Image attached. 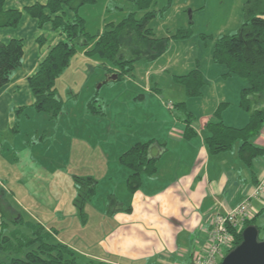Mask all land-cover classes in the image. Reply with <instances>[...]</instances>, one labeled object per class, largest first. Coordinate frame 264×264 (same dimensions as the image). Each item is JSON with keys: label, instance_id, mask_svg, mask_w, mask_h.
Listing matches in <instances>:
<instances>
[{"label": "rangeland", "instance_id": "1", "mask_svg": "<svg viewBox=\"0 0 264 264\" xmlns=\"http://www.w3.org/2000/svg\"><path fill=\"white\" fill-rule=\"evenodd\" d=\"M245 1L153 0L151 9L156 10V16L148 27L156 38L166 40V50L154 58L136 57L132 80L137 87L127 79L129 76H125L98 88L105 80L106 68H110V64L104 66L103 60L96 55L87 57L83 53L84 48L79 47L56 80L62 110L60 115L50 119L33 108L19 111L29 102L27 100L32 98L34 101V97L28 85H19L13 92L9 84L15 83L21 72L36 64L32 69L34 73L49 47L62 40L63 35L48 21L39 26L37 19L24 10L36 2L45 4L47 0H5V8L16 7L22 15L17 27L0 28V38L8 42L7 32L22 36L25 54L23 65L12 70L9 82L0 87V155L4 156L10 148L9 151L15 153L14 157L17 156V162L9 161L0 167L3 188L12 190L19 200L22 199V190L26 195H34L29 199L37 204L30 205V212L48 224L50 217L60 219L63 216L68 220L70 209L75 211L73 200L81 192L76 186H80L81 181L75 177L93 176L97 181L95 194L85 205V213L92 219V215L104 205L115 208L109 194L118 198L126 195L125 178L130 171L119 164L121 153L136 142L153 141L149 149L152 153L156 143L165 139L170 124L183 120L184 112L170 104L185 102L187 111L195 120L206 113L208 103L217 97L229 104L226 108L230 112L242 111L239 96L247 83L236 76L223 78L224 68L213 63L212 50L218 36L239 31L244 19ZM65 9V17L72 19L75 14L67 7ZM132 12L137 19L143 15L142 11L135 9L132 0H97L81 6L77 15L84 20L85 31L94 35L102 32L108 23L116 24ZM177 30L188 31L189 37H171ZM195 68L205 72V84L200 97L188 98L184 87L174 82L173 76L187 74ZM141 87L151 90L156 87L159 92L148 94L139 90ZM134 88L144 94L143 102L142 99L130 98L135 95ZM93 97L97 99L95 109L103 112L104 118L99 114H88L87 104ZM242 113L248 117L247 112ZM43 132L46 136L38 140V134ZM87 148L91 153H86ZM38 160L42 164L39 165ZM30 178L34 181H29ZM29 183L39 186H28ZM3 192L0 190V211L11 219ZM15 206L21 208V205ZM92 221L62 238L82 250L87 247L96 249L94 244L102 238L104 230L101 227L92 229ZM257 224L262 226L264 222L258 219ZM16 229L28 233L25 227L9 224L6 235ZM260 236L264 237L263 231ZM7 257L8 254L0 252L2 264H8Z\"/></svg>", "mask_w": 264, "mask_h": 264}, {"label": "trees", "instance_id": "2", "mask_svg": "<svg viewBox=\"0 0 264 264\" xmlns=\"http://www.w3.org/2000/svg\"><path fill=\"white\" fill-rule=\"evenodd\" d=\"M96 1L47 0L45 4L35 3L24 8L33 19H37L39 26L48 21L53 29L59 30L63 35V39L48 49L35 72L27 78L28 87L34 97L31 108L48 115L50 119L60 115L62 110V102L55 86L56 80L79 47L84 48L83 53L87 57L96 55L103 60L104 66L109 63L110 68H106V74L116 73L117 80L133 76L136 57L154 58L166 50V40L156 38L148 27L150 20L156 16V10L151 9L153 0H132L135 9L143 12L139 19L132 12L116 24L108 23L102 32L90 35L85 31L84 20L77 15V11L81 6ZM65 7L75 14L72 19L65 17ZM243 13L244 19L239 31L216 38L212 61L223 66V78L236 76L246 81V86L240 91L239 107L248 113V120L241 128L225 125L221 114L229 104L221 102L204 125L203 142L211 155L230 151L239 143L237 156L247 167H251L256 158L264 156V147L254 144V139L264 127V0H246ZM21 15V10L7 9L5 0H0V28L17 27ZM171 37L187 38L189 32L177 30ZM23 53V39L0 42V87L9 82L12 70L22 65ZM173 80L184 87L188 98L202 95L205 81L198 68L184 75H174ZM96 102L95 97L91 98L87 104L88 114L104 116L103 112L95 109ZM170 105L184 112L183 138H193L196 132L192 123L195 119L187 111L185 102ZM23 108L19 111H23ZM152 143L153 141L136 142L118 158L119 164L130 171L125 182L129 194L139 189L142 174L156 173L157 158L149 153ZM75 179L81 181L80 186L76 185L81 192L74 198L73 206L80 223L85 225V205L95 194L97 182L91 177ZM7 204L12 218L0 211V252L8 254V264H87L84 263L85 258L82 255L68 245L56 241L54 235L58 232L55 229L47 230L38 223L26 222L8 201ZM260 215L261 212L246 220L245 227L255 225L259 231V240H264L260 236L264 232V226L257 224ZM9 224L25 227L28 233L14 229L6 235ZM241 232L233 233L234 245L230 250L241 242Z\"/></svg>", "mask_w": 264, "mask_h": 264}, {"label": "crops", "instance_id": "3", "mask_svg": "<svg viewBox=\"0 0 264 264\" xmlns=\"http://www.w3.org/2000/svg\"><path fill=\"white\" fill-rule=\"evenodd\" d=\"M7 9H16V7H7ZM5 36L9 40L23 39L22 36H15L14 32H7ZM24 54L25 47L23 56ZM35 65H30L31 69L21 72L15 83L9 84L10 90L14 92L19 85H28L27 78L33 74L32 69ZM204 73L202 72L203 77ZM127 79L137 87L132 76ZM139 90L148 94L159 92L156 87L154 90L143 87ZM134 92L135 95L130 98L142 99L143 102L144 94H140L136 89ZM27 101L29 102L26 105L21 106L24 107L23 110L31 109L32 98ZM221 102L224 101L217 97L213 102L208 103L206 113L192 123L196 134L191 139L183 138L185 125L182 120L172 122L167 128L165 139L160 140L162 142L158 141L157 147H153L150 153V156L157 158L156 173L142 174L141 185L133 194L127 192L126 186V195H121L120 198L109 194L112 204H116L115 208L104 205L99 212L92 215V219H89L91 215L86 213L85 225L80 223L76 211L74 213L71 209L68 220L63 216L60 219L50 217L48 224H44L30 212V205L37 204L34 200L30 202L29 198L34 195H26L22 190V199L19 200L12 190L3 188L2 182H0V190L4 191L5 199L10 201L11 206L17 211L20 210L19 213L26 222L38 223L47 230L55 229L58 232L54 235L56 241L68 245L82 255L85 258L84 263L193 264L195 254L202 253L207 247L213 216L231 210L243 202L251 195L256 182L264 177V156L256 158L252 166L247 167L237 156L239 143L227 152L216 155L207 152L203 142L204 125ZM242 111L232 113L225 108L221 114L225 125L243 127L248 117ZM227 117H230V120ZM44 136H46L45 132L38 134V140H42ZM254 144L264 147V127L254 139ZM9 150L4 156L0 155V167H4L3 164L9 161L17 162V156L14 157L15 153ZM86 153H91V150L87 148ZM71 158L74 161V155ZM38 163L42 164L39 160ZM88 177L93 178V176ZM29 181L33 182L34 179L30 178ZM36 185L29 183L28 186L36 187ZM261 196H264V193ZM14 202L21 205V208H16ZM252 206L254 215L261 212L258 219L264 222V197L253 200ZM90 220H93L92 229L101 227L104 230L102 238L94 244L97 245L96 249L87 247L82 250L62 238L86 227Z\"/></svg>", "mask_w": 264, "mask_h": 264}, {"label": "built area", "instance_id": "4", "mask_svg": "<svg viewBox=\"0 0 264 264\" xmlns=\"http://www.w3.org/2000/svg\"><path fill=\"white\" fill-rule=\"evenodd\" d=\"M264 193V177L254 186L251 195L231 210L213 216L208 232L207 247L193 257V264H219L234 245L233 233L245 227V221L254 216L253 200Z\"/></svg>", "mask_w": 264, "mask_h": 264}, {"label": "water", "instance_id": "5", "mask_svg": "<svg viewBox=\"0 0 264 264\" xmlns=\"http://www.w3.org/2000/svg\"><path fill=\"white\" fill-rule=\"evenodd\" d=\"M116 73L107 74L98 88L110 81H117ZM219 264H264V240H259V231L255 225L244 227L241 242L221 259Z\"/></svg>", "mask_w": 264, "mask_h": 264}]
</instances>
